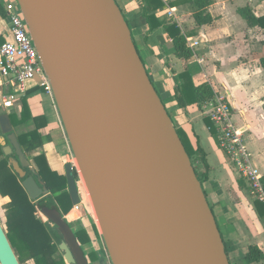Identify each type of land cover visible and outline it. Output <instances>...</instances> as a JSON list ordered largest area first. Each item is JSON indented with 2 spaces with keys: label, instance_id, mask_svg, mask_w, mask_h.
<instances>
[{
  "label": "water",
  "instance_id": "1",
  "mask_svg": "<svg viewBox=\"0 0 264 264\" xmlns=\"http://www.w3.org/2000/svg\"><path fill=\"white\" fill-rule=\"evenodd\" d=\"M111 264H230L213 212L115 0H15ZM2 111V112H1ZM0 144L31 201L49 195L0 110ZM15 155L14 158L12 155ZM70 164L66 191L80 197ZM66 264H89L68 220L39 204ZM0 264H19L0 220Z\"/></svg>",
  "mask_w": 264,
  "mask_h": 264
},
{
  "label": "crops",
  "instance_id": "2",
  "mask_svg": "<svg viewBox=\"0 0 264 264\" xmlns=\"http://www.w3.org/2000/svg\"><path fill=\"white\" fill-rule=\"evenodd\" d=\"M0 1L3 6V1ZM160 1L162 7L147 12L144 0H115L129 23L137 53L173 126L193 149L198 143L206 154L208 178L202 188L215 217L229 263L264 264V223L259 216L263 207L256 203L246 180L220 149L217 131L206 116V110L195 102L193 92L195 86L206 83L212 96L219 94L228 97L233 108L232 116L236 114L242 117L241 123L235 126L243 131V138L249 134L248 142L252 143L258 158H254L246 143L245 146L264 182V68L259 65V60L264 57V29L248 27L237 13L238 9L248 6L255 17L264 16V0H214L208 8L212 22L200 27L192 20L190 5L171 7L170 4L176 0ZM170 12L173 14L171 17ZM172 25L180 31L186 48L191 52L187 60L175 54ZM7 27V21L0 12V34ZM201 38L206 46L197 51ZM187 40L198 41L199 44L191 49ZM226 67L229 70L237 69L238 74H243L242 84L247 100L237 96V101H234L227 83L215 81ZM38 80L35 77L27 82L28 90L24 95L30 119L24 126L12 129L16 135L25 131V128L35 130L42 140L41 148L25 154L34 170L37 166L33 158L42 154L49 169L64 176L65 165L73 167L75 159L53 96L37 85ZM12 93L11 87L4 85L0 79V97ZM21 106L20 95L13 101L11 109L2 110L7 114L15 113L20 119ZM2 157L5 156L1 150L0 159ZM81 193L88 203L82 187ZM8 202L9 197L0 194L3 228L6 222L5 205ZM70 213L64 218L67 219ZM84 229L90 238L89 250L99 256L98 244L95 245L92 240L94 231ZM252 247L257 248L259 260L245 263L243 259Z\"/></svg>",
  "mask_w": 264,
  "mask_h": 264
},
{
  "label": "trees",
  "instance_id": "3",
  "mask_svg": "<svg viewBox=\"0 0 264 264\" xmlns=\"http://www.w3.org/2000/svg\"><path fill=\"white\" fill-rule=\"evenodd\" d=\"M144 3L145 10L147 12H152L153 10L163 6V3L160 0H144ZM213 3L214 0H176L170 5L171 7L185 4L190 5L192 20L197 27H200L212 22V17L208 13V8ZM0 12L6 19V12L3 9L1 1ZM237 13L246 22L248 27H259L264 29V16L258 18L255 17L252 10L248 6L238 9ZM124 19L130 29L127 19L125 17ZM171 27L175 32L172 36V44L175 54L183 60L189 59L191 57V52L188 48H186L183 36L177 28L173 25ZM4 41L5 35L1 33L0 45ZM259 65L264 68V57L259 60ZM193 92L195 102L201 108L212 97L211 90L206 83H201L195 86ZM21 103L20 119L16 117L15 113L8 114L12 128L24 126L30 119L24 95L21 96ZM176 132L179 135L184 149L191 161L195 176L202 186L208 178V166L205 160L206 154L198 143L196 148L193 149L180 131L176 130ZM12 133L14 134L13 129ZM212 133H214L213 130ZM15 136L21 150L22 146L24 148V151L22 150L24 155L42 147V140L39 139L35 130H26L25 128V131L17 135L15 134ZM12 156L16 158L14 154ZM33 160L37 169L34 170L33 173H30L28 169H26V176L33 175L35 179H39L49 193V195L43 197L38 202L31 201L28 198L21 186L22 179L19 178L9 165L8 157H2L0 159V194L2 196H8L10 199V202L5 205L6 222L4 230L10 245L12 246L13 242L15 246L13 251L17 256L19 264L29 259H32L35 264H65L62 258L59 261H55L52 258L53 251L56 249L54 242L59 243L61 240L56 228L51 227L49 223L43 224L41 220L36 217L39 204H46L49 207L55 205L62 210L63 214H66L73 207L66 191L65 176H60L55 172H52L47 166L46 160L42 154L35 156ZM73 175L76 181L75 172H73ZM57 201L61 203V206L57 204ZM255 201L263 207L262 214L259 212V216L264 223V203L259 202L257 199ZM74 235L81 247L88 246L90 244V238L85 230L74 232ZM225 252L227 254L226 249ZM85 254H89L87 256L93 259L97 256L96 252L93 250H89V252ZM243 260L245 263L258 261L259 253L257 248L252 247Z\"/></svg>",
  "mask_w": 264,
  "mask_h": 264
},
{
  "label": "built area",
  "instance_id": "4",
  "mask_svg": "<svg viewBox=\"0 0 264 264\" xmlns=\"http://www.w3.org/2000/svg\"><path fill=\"white\" fill-rule=\"evenodd\" d=\"M2 1L8 27L3 32L5 41L0 45V79L4 85L11 87L13 93L0 97V108L8 110L12 108L13 101L17 97L25 95L28 90L27 82L35 77L39 79L37 85L42 87L48 95L52 96V92L16 1ZM169 16H173L172 12ZM187 41L191 49L199 44L198 41ZM203 108L217 131L220 149L246 180L254 198L264 202L262 176L245 146L243 131L233 122L232 107L228 97L213 95ZM72 168L80 179L76 164Z\"/></svg>",
  "mask_w": 264,
  "mask_h": 264
},
{
  "label": "rangeland",
  "instance_id": "5",
  "mask_svg": "<svg viewBox=\"0 0 264 264\" xmlns=\"http://www.w3.org/2000/svg\"><path fill=\"white\" fill-rule=\"evenodd\" d=\"M185 13L187 14L188 12H185ZM205 46H206V43L204 42L203 38H201V43H200V46L197 49V51L204 49ZM243 77H244L243 74H238L237 69L229 70L228 67H226V68H224L223 72L219 76L216 77L215 81L226 82L231 93H232V95H233V97H234V101H237V96L240 99L241 98H244V99L247 98V96H246L247 93H246L245 89L243 88V84H242V82L244 80ZM235 110H237V109H235ZM234 115L235 116H232L233 120L235 121L234 123H235V125L238 126L239 124H237V123H241L240 121H242V117L237 116L236 114H234ZM249 139H250L249 134H245L244 135L245 143H246L248 149L253 154L254 158L257 159L258 157H257L256 153L253 151V148L251 145L252 143L250 141L248 142ZM75 164H76V161H75ZM76 168H77V171L79 172L77 164H76ZM75 174H76L77 189H78L79 197H80V204L75 206V207H72L66 214H63L62 210H60V211H61L63 216H66L67 214H69L71 212L70 215L67 216V219H68V223H69L73 232H78L79 230H85L84 228H86L87 230L92 229V231H94V234H92V240H93L95 245L98 244V246H96V247L99 250V252H98L99 256H96V258L93 259V258L87 256L89 254H87V255L85 254L89 264H111L109 256H108L106 248H105V245H104V242H103L101 234H100V230H99V227L97 224V220L95 221L96 216L94 218L95 214L93 215L90 204L88 205L89 201H88V203H86V201L83 198L82 193H81V187L83 186V183H84L83 179H82L81 175H80V179H79L76 171H75ZM79 174H80V172H79ZM263 184H264V182H263ZM86 198H87V196H86ZM87 200H88V198H87ZM57 204L59 206H61V203L59 201H57ZM76 214H77V216H76ZM36 217L39 220H41V222L43 224L47 223V221L42 218L38 209L36 212ZM54 244H55L56 249L53 251V257L52 258L55 261H59L61 258L63 259V256L57 247L59 243L54 242ZM12 246H11L12 249H15L13 242H12ZM92 247H93V245H92ZM82 249L84 250V253H88L89 252L88 250L91 249V247L90 246H84V247H82ZM63 261H64V259H63ZM64 263H65V261H64ZM21 264H35V263L32 259H29V260H25Z\"/></svg>",
  "mask_w": 264,
  "mask_h": 264
},
{
  "label": "bare ground",
  "instance_id": "6",
  "mask_svg": "<svg viewBox=\"0 0 264 264\" xmlns=\"http://www.w3.org/2000/svg\"><path fill=\"white\" fill-rule=\"evenodd\" d=\"M83 190H84V192H85V194H86V196H87V198H88V201H89V204H90V207H91V209H92V212H93V215L95 214L94 213V210H93V207H92V204H91V201H90V198H89V194H88V192H87V189H86V186H85V184L83 183ZM94 218H95V215H94ZM95 221H96V218H95ZM194 264H196V263H194Z\"/></svg>",
  "mask_w": 264,
  "mask_h": 264
},
{
  "label": "flooded vegetation",
  "instance_id": "7",
  "mask_svg": "<svg viewBox=\"0 0 264 264\" xmlns=\"http://www.w3.org/2000/svg\"><path fill=\"white\" fill-rule=\"evenodd\" d=\"M83 188V187H82ZM47 223H49V222H47ZM50 224V223H49ZM50 226H51V224H50ZM52 227V226H51ZM61 241V240H60ZM60 243V242H59Z\"/></svg>",
  "mask_w": 264,
  "mask_h": 264
}]
</instances>
